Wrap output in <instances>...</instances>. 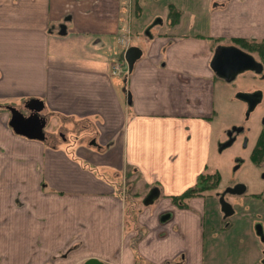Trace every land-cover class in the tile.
Instances as JSON below:
<instances>
[{"label":"crops","instance_id":"obj_1","mask_svg":"<svg viewBox=\"0 0 264 264\" xmlns=\"http://www.w3.org/2000/svg\"><path fill=\"white\" fill-rule=\"evenodd\" d=\"M99 1L104 9L98 0H0V101L43 104L31 137L9 126L10 106L0 109V264H225L230 239H252L251 229L236 233L234 217L221 229L214 191L182 206L173 197L216 169L224 106L245 110L211 62L235 39L264 40V0H168L181 11L174 27L160 20L166 9L153 24L144 26L146 15L133 22L134 35L144 33L131 71L123 32L131 0ZM116 59L121 74H113ZM48 114L64 131L93 126L94 135L65 132L51 145ZM124 167L158 190L137 214L140 234L126 227V199L105 177ZM54 210L73 216L69 231Z\"/></svg>","mask_w":264,"mask_h":264},{"label":"rangeland","instance_id":"obj_2","mask_svg":"<svg viewBox=\"0 0 264 264\" xmlns=\"http://www.w3.org/2000/svg\"><path fill=\"white\" fill-rule=\"evenodd\" d=\"M97 1V0H96ZM135 0H131V24L129 25L130 31L125 29L123 32L125 33L126 42L125 45L128 47L131 46H143V43L139 41L138 37H143L142 31L144 27H140L139 35H134L132 32V27L135 24V21L142 19L146 15L144 26L149 25V23L153 24L155 18L152 16L155 13H162L159 10L166 9V12L161 14L160 20L163 22V25L168 27H174L176 24L172 23L175 20V15L168 13L169 5L166 7V3L168 0H139L142 5V10L140 12V16H136L133 12L135 7L133 4ZM158 4H154L156 2ZM94 3V2H93ZM152 4V5H151ZM93 5V4H92ZM98 6H101V9H104L105 3L98 0ZM99 6V7H100ZM71 9V8H70ZM180 19V17H179ZM179 19L176 23L179 22ZM150 20V21H149ZM137 24V23H136ZM160 24V21H158ZM186 26V23L184 24ZM162 27V26H161ZM147 31V29L145 28ZM160 31V27L158 26L156 30H149L150 34H155ZM164 31V30H163ZM177 33L183 34L187 33L185 29L180 27L176 29ZM147 38V37H146ZM124 45V46H125ZM118 59L112 63V65H117ZM120 64V74L126 71L125 66L121 62ZM119 74V73H118ZM262 73L258 74L255 71H245L237 74L231 81L236 88V94L239 92H253L257 91L261 93V101L257 104V106L247 115V104L243 101L236 99L237 103L244 105L245 110L239 116L237 115V111L230 108L228 105H225V109L221 113L219 120L221 121V126L219 125V130H222L221 139L223 141H217L213 147V164L215 168L219 171L221 175V180L217 190L214 191V197L216 195L223 196L226 194L225 199L230 203V205L235 209V228L236 233L241 235L245 233L246 230L251 229L252 239L247 238L245 236H241L239 240L233 245L234 239L231 238L229 241V248L224 250L223 259L225 264H261L264 259V201L251 198L250 194L252 193H261L264 191V168L259 169L261 167L256 166V164L251 160L250 152L253 149L255 142L257 140L258 134L262 133L261 130L264 129V78H262ZM235 94V95H236ZM13 103H8L5 101H0V106H12ZM17 108L23 115H30L32 112H28L25 105L23 103H17L12 106ZM27 115V116H28ZM48 125L46 127V133L48 136L49 144L55 145V143L59 142V135L62 133H67L69 137L76 140V136L80 137L81 135H94L92 129H95L93 126L88 127L87 129H83L85 127H81V125L69 126L66 131L63 129V123L58 120L57 115L48 114ZM232 120V121H231ZM235 123L232 125V123ZM39 127V124L35 120H31V124L28 127V130H36ZM90 128V129H89ZM234 129H241L240 132ZM85 131H88L85 133ZM29 132V131H28ZM31 133V131L29 132ZM229 133H232L230 136ZM221 134V133H220ZM230 137L233 139L231 144L219 148L221 145H225ZM84 139H87L86 137ZM88 143L85 142V147H88ZM257 167V168H256ZM215 170V169H214ZM213 171V170H211ZM105 177L114 182V186L116 189L121 191L123 194V198L126 199L124 202L126 203V216L128 218L126 222V227L128 229L135 228L140 233H143V228L138 225L137 222V214L139 211L143 210L142 200L148 194L147 188H144L141 180L139 179V175L135 170L129 167L122 168L119 172H112L106 174ZM238 184L244 185L246 187V194L240 196H232L227 194V190L231 187H234ZM222 196V197H223ZM51 202V201H50ZM52 203V202H51ZM55 205V203H52ZM57 205V203H56ZM56 205L54 208H56ZM215 207H219V201L215 202ZM53 207V206H51ZM52 211V210H51ZM56 216L55 219L60 222L59 224H64L67 229H70L71 224H74L72 218L73 216L66 215L64 217H60L58 215V211L54 212ZM52 217V216H51ZM54 222V225L57 226V222ZM260 226L262 229V234H258L257 226ZM72 228V227H71ZM69 231V230H67ZM72 231V230H71ZM245 235V234H244ZM131 246L137 245V238L130 239ZM231 243V244H230ZM81 244H76L75 246H69L65 250V255H67L70 248H75L76 246ZM225 245V243H224ZM228 244L224 246L227 248ZM235 248V249H234ZM226 253V254H225ZM4 257H9L8 254H2ZM52 256V255H51ZM58 255H53L54 258ZM60 256V255H59ZM85 262V261H84ZM78 264V263H77Z\"/></svg>","mask_w":264,"mask_h":264},{"label":"water","instance_id":"obj_3","mask_svg":"<svg viewBox=\"0 0 264 264\" xmlns=\"http://www.w3.org/2000/svg\"><path fill=\"white\" fill-rule=\"evenodd\" d=\"M141 57V50L137 47H130L127 49L125 53V61L128 65L129 71L132 70L134 63ZM211 68L213 72L221 79L225 81H231L237 74L245 72V71H255L258 74L262 73V65L258 63L255 58L242 51L238 47L230 46V47H218L215 51L214 58L211 62ZM236 99L243 101L247 104V115L257 106V104L261 101V93L260 92H252L245 93L239 92L235 95ZM32 104L26 105L29 111H33V116L37 120H39V111L43 108V104L40 101L33 100ZM10 112V121L9 126L13 129V131L21 135L23 137H31L28 132V127L31 124L32 119H26L25 116L17 109L8 107ZM238 132L241 129H234ZM231 133H229L230 135ZM35 139H38L37 136ZM233 139L230 140L223 145L226 147L231 144ZM245 191V187L242 185H237L233 188L228 189V192L233 195H239ZM158 190L151 189L146 197L143 199V203L145 205H149L153 203V201L157 198ZM221 211L224 213L226 217L231 216L233 214V209L231 206L225 202L222 198L220 199ZM167 218V217H163ZM258 234H262V230L259 226H257ZM83 264H104L102 261L91 258L86 260ZM264 264V259L262 261Z\"/></svg>","mask_w":264,"mask_h":264},{"label":"trees","instance_id":"obj_4","mask_svg":"<svg viewBox=\"0 0 264 264\" xmlns=\"http://www.w3.org/2000/svg\"><path fill=\"white\" fill-rule=\"evenodd\" d=\"M133 6L135 7L134 13L136 16H140L142 10V5L139 0H135ZM170 14L175 15V20L173 24L178 21L181 16V11L174 5H169ZM172 26V25H171ZM235 47H238L242 51L253 55L257 62L260 63L263 67L262 75L264 76V40L255 41V40H245V39H235L233 40ZM6 106H0V109H4ZM251 160L256 164V166H261L264 162V132H262L258 138L257 145L251 154ZM220 181V174L217 170L208 171L198 176L197 182L194 186L187 189L180 196L173 197L174 202L184 204L183 202L187 199L193 197H201L207 192H211L217 189Z\"/></svg>","mask_w":264,"mask_h":264},{"label":"flooded vegetation","instance_id":"obj_5","mask_svg":"<svg viewBox=\"0 0 264 264\" xmlns=\"http://www.w3.org/2000/svg\"><path fill=\"white\" fill-rule=\"evenodd\" d=\"M253 56V55H252ZM254 57V56H253ZM255 58V57H254ZM255 60L257 61V59L255 58ZM262 76V75H261ZM262 78H264V76H262ZM253 92H255V91H253ZM257 92V91H256ZM247 93H252V92H247ZM262 96V95H261ZM263 123H264V121H263ZM262 132H264V129L263 130H261ZM260 134L261 133H259L258 134V137H257V140H256V142H255V145H254V147H253V149L251 150V152H250V156H251V154H252V152H253V150L255 149V147H256V145H257V141H258V138H259V136H260ZM232 135V133L230 134V136ZM231 138V137H230ZM232 139V138H231ZM219 148H223V146L221 145ZM259 167H261V168H259V169H262L263 170V168H264V162L262 163V165L261 166H259ZM257 168V167H256ZM215 170H217V169H215ZM210 171V170H209ZM218 171V170H217ZM219 172V171H218ZM220 174V173H219ZM263 177H264V175H263ZM220 180H221V175H220ZM219 183H220V181H219ZM238 185H241V184H238ZM218 186H219V184H218ZM237 186V185H236ZM242 186H244V185H242ZM235 187V186H234ZM245 187V186H244ZM218 188V187H217ZM231 188H233V187H231ZM217 190V189H216ZM215 191V190H214ZM227 194H229V195H232V196H240V195H244V194H246V187H245V191L243 192V193H241V194H239V195H233V194H230L229 192H228V190H227V192H226ZM223 194H221V195H216V201L215 202H217V201H219V207L217 208L218 209V212L220 213V215H221V229L222 230H227V229H229L230 227H231V225H232V223H231V219H232V217H234L235 216V209L230 205V203L225 199V196H226V194L223 196ZM250 196H251V198H253V199H258V200H261V201H264V191L263 192H261V193H252V194H250ZM215 198V197H214ZM223 199L225 202H227L230 206H231V208L233 209V214L231 215V216H228V217H226L225 215H224V213L221 211V206H220V199ZM259 226V225H258ZM260 227V226H259ZM261 228V227H260ZM262 230V229H261ZM263 261V260H262ZM262 264V263H261Z\"/></svg>","mask_w":264,"mask_h":264},{"label":"built area","instance_id":"obj_6","mask_svg":"<svg viewBox=\"0 0 264 264\" xmlns=\"http://www.w3.org/2000/svg\"><path fill=\"white\" fill-rule=\"evenodd\" d=\"M120 73V64L117 62V65H113V74Z\"/></svg>","mask_w":264,"mask_h":264}]
</instances>
